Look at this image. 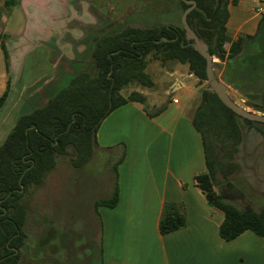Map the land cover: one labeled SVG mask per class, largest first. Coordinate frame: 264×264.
<instances>
[{"label": "trees", "instance_id": "1", "mask_svg": "<svg viewBox=\"0 0 264 264\" xmlns=\"http://www.w3.org/2000/svg\"><path fill=\"white\" fill-rule=\"evenodd\" d=\"M229 1L237 0H195L186 19L207 44L210 55L219 60L212 61V66L223 62L221 80L238 90L247 105L264 113V12L253 34L242 33L231 39L226 27ZM19 2L5 0L2 13L7 14ZM178 3L182 12L189 5L184 0ZM165 18L170 20L168 15ZM5 38L0 32V46L8 66ZM190 41L185 38L182 22L178 25L170 21L141 27L122 25L94 34L90 61L46 103L17 117L0 144V264L18 263L25 244L23 226L28 209L22 197L28 189L38 186L60 157L73 167L87 163L97 148L92 132L109 111L128 101L145 103L146 94L140 89H131L127 94L122 90L132 83L144 88L154 85L146 71L149 55L161 64L168 60L186 63L200 82L205 80V59ZM7 92L5 89L0 95V108ZM237 117L264 135V122L239 116L207 84L192 115L193 127L201 137L206 169L193 179L207 202L222 211L218 233L223 239L231 240L250 229L264 240V205L255 209L250 204L237 207L230 202L234 194L228 192L233 190L229 176L238 168L231 158L242 135ZM217 175L228 189L216 187ZM117 198L115 184L111 195L95 200V205L113 207ZM185 220L182 204L165 202L158 221L159 232L178 229Z\"/></svg>", "mask_w": 264, "mask_h": 264}, {"label": "crops", "instance_id": "2", "mask_svg": "<svg viewBox=\"0 0 264 264\" xmlns=\"http://www.w3.org/2000/svg\"><path fill=\"white\" fill-rule=\"evenodd\" d=\"M25 5L26 0H20L0 17L9 58L6 66L0 46V95L8 90L0 108V144L20 114L46 103L82 66L74 55H66L63 31L41 30L32 19L29 24ZM257 7L264 12V0L228 2L231 39L255 32L262 13ZM168 74L162 91L140 89L146 94L144 104L128 101L115 107L95 131L97 147L115 158L118 187L113 207H97L101 264H264V240L252 230L231 240L219 235L223 213L207 202L193 179L206 167L201 137L192 124V89L185 81L191 73L176 68ZM176 90L190 93L185 102L169 96ZM165 202L182 204L186 220L182 227L160 233ZM45 247L42 238L41 264H48L42 261L48 255ZM21 253L17 264H32ZM47 258L62 264L58 259L65 256Z\"/></svg>", "mask_w": 264, "mask_h": 264}, {"label": "rangeland", "instance_id": "3", "mask_svg": "<svg viewBox=\"0 0 264 264\" xmlns=\"http://www.w3.org/2000/svg\"><path fill=\"white\" fill-rule=\"evenodd\" d=\"M4 1L0 0V17L4 16ZM26 2L29 24L33 20V25L41 30L63 31L60 37H63L65 49L68 50L66 55L75 56L73 58L82 65L79 70L90 61V41L94 34L122 25L141 27L167 21L180 25L182 14L178 0ZM165 15L170 16V20ZM212 60L219 62L215 56ZM222 67L223 62L213 66L214 74L219 80ZM176 68H182L184 73H191L186 63L168 60L161 64L157 58L149 55L146 71L152 77L154 85L144 88L132 83L122 93L127 94L131 89H145L158 94L163 89L162 83L170 78L168 72ZM185 81L192 89L191 106L194 108L200 101L201 91L207 88L208 83L205 80L200 82L192 73L190 79L186 78ZM227 92L240 106L263 113L253 109L250 104L247 105L246 98L229 85ZM189 95V92L183 94L181 90H176L169 96H175L183 103ZM236 119L242 135L237 151L231 158L238 164V168L229 176L233 190L228 192L234 194L230 202L237 207L250 204L255 209H261L264 205V135L241 117ZM115 184V158L110 156L109 151L95 148L91 158L81 167L71 166L64 157L58 158L56 165L44 175L42 182L29 188L22 197L28 208L23 226L26 236L21 249L22 258H30L32 264H41L38 251L43 238L46 241L44 253L48 254L47 257L65 256V259H58L62 264H101V218L95 200L109 197ZM216 187L227 188L219 175L216 177ZM47 257L42 261L45 262L46 259L48 264H55V258L51 260ZM73 257L79 258L78 261H73Z\"/></svg>", "mask_w": 264, "mask_h": 264}, {"label": "water", "instance_id": "4", "mask_svg": "<svg viewBox=\"0 0 264 264\" xmlns=\"http://www.w3.org/2000/svg\"><path fill=\"white\" fill-rule=\"evenodd\" d=\"M184 1L189 4L181 14V22L185 30V38L191 40L190 44H192L195 47L196 51L205 59V81L209 84L210 88L216 93L221 102L225 104L228 108H230L233 112H235L239 116L251 120L264 122V113L254 112L238 105L235 100H233L229 96L227 92V85L215 76L212 66L213 60L212 56L209 53L207 44L199 38L197 33L189 26L186 19L187 13L196 5L195 0ZM218 8L219 5L217 6L215 12ZM92 141H95V132H92ZM20 190H22V187L20 188ZM4 211L5 210L3 209V212ZM16 252L17 250L14 249V253Z\"/></svg>", "mask_w": 264, "mask_h": 264}, {"label": "built area", "instance_id": "5", "mask_svg": "<svg viewBox=\"0 0 264 264\" xmlns=\"http://www.w3.org/2000/svg\"><path fill=\"white\" fill-rule=\"evenodd\" d=\"M257 10L263 12V9H262L261 7H257ZM172 100H173V101H177L176 98H173Z\"/></svg>", "mask_w": 264, "mask_h": 264}, {"label": "bare ground", "instance_id": "6", "mask_svg": "<svg viewBox=\"0 0 264 264\" xmlns=\"http://www.w3.org/2000/svg\"><path fill=\"white\" fill-rule=\"evenodd\" d=\"M239 105V104H238Z\"/></svg>", "mask_w": 264, "mask_h": 264}]
</instances>
